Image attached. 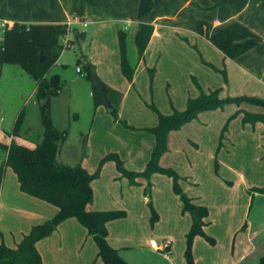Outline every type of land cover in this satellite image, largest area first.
<instances>
[{
    "label": "crops",
    "instance_id": "obj_1",
    "mask_svg": "<svg viewBox=\"0 0 264 264\" xmlns=\"http://www.w3.org/2000/svg\"><path fill=\"white\" fill-rule=\"evenodd\" d=\"M154 1L150 13L139 17L140 0H98L99 8L88 5L85 0H81V4L78 0H0V21L61 22L70 25L72 16L88 14L85 18L86 25L90 23L94 25L95 35L105 33V38L107 35L117 36L119 28L128 32V38L130 36L133 42L134 53L133 58H130L137 61V72L155 63L157 70L154 68L156 73L153 74L157 79L163 71V65L170 66L173 83L170 93L173 97L176 93V58L184 59L187 55L196 52L192 47L199 51L203 61L209 65L213 62H223L227 69L230 70L231 67L235 79L231 80V73L230 75L228 73L229 78L226 82L229 86L232 87V81L235 80L238 88L240 81L249 79L250 82H246L244 88L264 91V0H228L218 5L216 4L219 0ZM100 3L106 9L101 10ZM199 21L207 23L206 27L210 34L238 21L258 35L260 40L245 53L230 58L214 46L205 35L198 32ZM140 22L151 24L153 32L143 56L137 60L134 33ZM97 42L105 48L104 40ZM92 56L102 80L123 93L120 103L121 116L140 127L155 125L157 115L154 112L146 111L147 116L141 117L137 108L127 110L126 97L130 86L126 81H121L118 74L114 77L113 70L109 67L100 68L104 63L96 59L95 54ZM116 70L119 72L118 68ZM250 70L254 71L253 75ZM229 86L224 82L221 83L220 96L244 93L239 90L241 88H233L231 93ZM202 89L208 92L214 89V86L208 89L202 87ZM256 94L264 96L258 91ZM227 106H231L232 110L224 113L222 106L202 110L197 118L182 124L179 129L171 130L168 134L167 150L159 159L162 167H173L180 176L179 184L182 190L191 198L193 204L202 207L203 236L195 234L190 244H188V235L196 217L192 215L193 210L183 208L179 194L173 189L171 176L155 171L149 176H144L145 178L143 175H137L134 177V182H131L127 176L121 174L113 161H109L103 165L100 174L92 179L93 199L88 208L120 207L126 211L125 216L107 221L106 226L108 242L118 249L130 264H193V261L194 264H260V257L264 255V238L261 237L264 226L260 225L264 224V192H260L258 187L264 186V173H262L263 181H260L261 173L255 168L245 172L243 167L230 165L225 159V151L233 154L231 149L234 146L233 133L227 130V126L223 128V132H226L221 134L219 150L214 151L223 122L213 128V117L216 115L220 116L221 120H225L236 109L235 125L246 133L242 135L245 138L243 143H255V140H259L261 136L264 138V120L243 122V116L244 112L264 114V106L248 102ZM97 107L92 122V127L95 125V128L91 127L87 134L81 133L85 168L89 172H95L100 159L106 153L114 151L124 161V166L128 170L144 169L154 146V138L144 133L145 136L141 141H135L133 138H125L124 132V138L116 139L112 133L119 130L121 125L108 114L105 105ZM173 108L175 107H171V113ZM160 109L164 113H170L163 108ZM98 118L100 121L96 124ZM241 119L243 124L237 122ZM103 126L106 132L102 135ZM214 130H216L215 137ZM6 136L4 138L6 144L14 139L29 146L35 145L21 139L17 140L11 134ZM104 141L108 144L105 145ZM202 146L207 147L208 160H212L214 155L219 156L220 165L229 169L232 174L233 180L230 181L229 186L219 181L220 191L213 188L210 176L208 178L211 182L207 180V172L204 174L199 171L197 159L194 157L201 153ZM62 148L63 143L59 153ZM184 152L188 156L191 155L189 164L186 158H182ZM247 155H253V152ZM5 156L6 151L3 149L1 164ZM255 158L258 161V156ZM182 163L186 165L182 167ZM9 168H6V176L0 183V237L6 238L7 245L15 246L32 225L51 218L57 207L21 191L14 171ZM208 173L213 175L210 171ZM150 192L153 197L149 203V198L147 199L146 196H149ZM151 207L157 213V218L153 224L155 228L149 232L147 224L149 214L152 216L153 212ZM233 212L238 213L239 219L235 216L231 217ZM162 224L167 225V229H160L156 234L161 238V240L156 239L157 244L161 247L166 241L170 244L165 249H158L151 246L150 240L154 239L157 226L161 227ZM10 225L13 230L10 229L11 234L7 232L4 238L2 234ZM143 227H146V232H143ZM86 231L87 228L75 217L61 220L51 234L36 242L44 264H103L98 255L96 258L97 251L93 247L92 236L89 233L91 237L86 236ZM207 237L210 239L207 240Z\"/></svg>",
    "mask_w": 264,
    "mask_h": 264
},
{
    "label": "trees",
    "instance_id": "obj_2",
    "mask_svg": "<svg viewBox=\"0 0 264 264\" xmlns=\"http://www.w3.org/2000/svg\"><path fill=\"white\" fill-rule=\"evenodd\" d=\"M227 1L219 0L216 5ZM153 6L154 0H140L139 17L148 15ZM8 24L10 27L4 29L3 37L0 40V65L7 63L21 66L35 79L36 92L41 99H45V102L41 111L43 132L34 146L17 142L14 139L8 144L0 142V146L6 151V156L0 167V183L6 168L10 167L16 175L21 191L55 205L57 211L44 222L32 225L15 246L0 242V264H44L36 247V242L51 234L57 224L68 217H76L87 228L88 233L96 243L97 255L101 258L103 264H130L118 249L108 242L106 227L107 221L125 216L126 211L124 209L88 208L93 199L91 181L98 175L100 167L91 173L81 164L62 163L57 158L67 133L52 124L50 108L46 104L49 96L57 94L60 89L61 81L58 74H50V71L56 64L64 47L71 45V40L66 39L70 32L69 23L13 21ZM206 25L205 21H199L198 32L205 35L214 46L230 58H236L245 53L260 40L258 35L238 21L232 22L212 34L209 33ZM152 32L153 26L151 24L146 22L138 24L134 33L137 60L143 56ZM80 34L82 35V32L77 33V35ZM117 37L120 68L122 73L131 80L137 61L132 60L128 55V32L123 28H119ZM64 39L67 44L64 43ZM42 55L43 59L41 58ZM85 69L87 78L92 83L94 106L104 104V94L106 93L114 107L109 112L117 113L123 93L105 82V90H100L91 77V72L95 69L94 64L86 61ZM150 73L153 75L154 68L150 69ZM222 73L225 81H227L225 71L222 70ZM197 87L199 94L188 97L184 109L173 108L171 114H159L158 124L150 129L156 142L151 157L142 171L128 170L125 168L124 162L115 153H109L101 160L103 162L108 158L114 159L119 170L131 182H134V177L137 175L149 176L155 171L168 173L173 178V189L175 193L179 194L183 202V208L197 209L200 212L199 217L194 219L189 232L188 244L192 242V237L195 234H198V232L203 233L202 207L193 204L191 198L182 190L178 173L173 168L162 167L159 164V159L167 148L169 132L179 129L182 124L195 118L202 110L217 108L227 102L237 104L248 102L264 106V98L258 96L247 94L220 96L219 89L207 92L199 84H197ZM115 118L122 121L118 116ZM19 120L20 115L16 119L15 133H17L16 128ZM257 120H264V114L244 112L243 122H256ZM258 190L264 192V187ZM156 218L157 213L153 209L151 220L154 221ZM260 264H264V255L260 257Z\"/></svg>",
    "mask_w": 264,
    "mask_h": 264
},
{
    "label": "rangeland",
    "instance_id": "obj_3",
    "mask_svg": "<svg viewBox=\"0 0 264 264\" xmlns=\"http://www.w3.org/2000/svg\"><path fill=\"white\" fill-rule=\"evenodd\" d=\"M78 1L81 4V0ZM85 1L87 2L88 5L96 6L99 8L98 0H92V1L85 0ZM71 2L72 1H70V3ZM100 5L102 6L100 7L101 10L106 9V7H104L101 3ZM86 17H88V14L85 15L84 13L79 14L75 17L72 16V22L70 23V32L68 34L69 38L66 36V39L71 40V45L69 47H64L61 56L58 59L59 61L52 67L50 71V74L53 73L58 74V77L60 78L61 81V85L59 92L57 94L49 96L46 106L50 108L52 124H54V126L59 130L65 131L67 133L66 138L63 142L62 151L57 155L59 162H64L71 165L81 164L83 167H86L84 162L85 156L84 154L82 155L83 136L81 133L87 134L90 129L95 128V125L92 127V122L94 116L96 115L95 110H97L98 108L95 107L93 104L92 83L87 78L86 75L87 72L85 69V63L86 61H89L94 64L95 67L94 71L97 72L95 61L92 60L94 59L92 54H95L96 55L95 58L101 60V62L104 63L100 66V68L107 69V67H109L111 70H113L114 77H116V74H118L121 81H126V84L130 86V89L127 92V97H126L127 110L130 111L131 109L137 108L138 111L140 112L141 117L147 116L145 113L146 111H150L151 113L154 112V114L157 115V122L155 125L150 127H140L130 123L128 120L122 117L120 114V106H119L117 113L114 114L110 112L108 113L110 116H112V118L115 121H117L121 125L119 127V130L113 131L112 133V135L116 139H121V137L124 138V132H125L126 135L125 138L127 139L133 138L135 141H141L145 136L144 133H147V135H149L151 138H154V145H155L156 142L155 136L150 129L158 124L159 114H164V115L170 114L172 110L171 109L172 106H174L179 110H182L185 107L187 98L189 96L194 97L198 95L199 89L197 87V84L201 85L204 89L212 88V86H214V89L212 90L220 89L221 83L223 82L224 84L226 85L228 84L229 86V83L225 81L224 75L222 73V70H225V68H226L225 73L227 76V81L229 78L228 73L229 75L231 73L230 75L231 80L235 79L231 67L230 70L227 69L226 65H224L223 62H213V64L210 63L211 65H209L207 62L203 61L204 59L201 58L199 51H197V49L192 47L193 50L196 52H194L191 55H187L184 59L176 58V93H174V97L170 93V87L171 85L173 86L172 68L167 64L163 65V71L160 73V76L157 79L155 78V74L152 75L149 70V68L152 67L157 70V66L154 63L153 65H151V67H146L145 70L143 69L137 72V70L135 69L136 71L132 79L129 80L122 73L120 68L118 37L113 35H111L110 37L109 35H107V37L105 38L104 37L105 33L103 35H101V33L95 35L94 25L92 23L88 24V26L87 25L84 26L81 23V21L86 20L85 19ZM77 31L82 32V35L81 34L77 35L76 34ZM2 37H3V30L0 29V38L2 39ZM130 38L131 37L129 36L128 53L130 57L133 58V54H134L132 50L133 42ZM98 40H100L101 42L104 40L105 48L102 47L100 44H98L97 42ZM77 67H80L82 69V73L77 71ZM114 67H116V69L118 68L119 72L116 69H114ZM154 73H156V71H154ZM251 73L253 75L254 71ZM97 74L99 75L98 72ZM100 78L103 79L101 76ZM251 80L255 81L254 78H251ZM219 82L221 83L219 84ZM246 82H250V80L248 79L247 81L239 82L238 88H241L239 90L244 91V93H246L247 95L256 96L257 91L262 95H264L263 90L261 91L259 89H251L248 87L244 88ZM228 88L232 93L233 88H237L236 81L235 80L232 81V87L230 85ZM221 96H226V95H221ZM257 96L264 98V96L261 95H257ZM44 100L45 99H41V97L36 92L35 79L31 75H29L21 66L7 64V63L1 64L0 65V142L5 143L4 138L9 133L12 135L13 138L17 140L18 139L24 140L28 144H34L37 140H39L43 132L41 111H42V106L44 105L45 102ZM226 104L230 105L237 103L227 102L223 104L222 109L225 110L224 113L232 110V107L227 106ZM101 105L103 106L104 104ZM160 108H163V110H166L167 112L170 113H164ZM235 111L236 109L225 120H221L220 116L217 117L216 115H214L213 128L216 127V125L223 122V125L221 127L222 128L221 133L220 135L219 134L217 135L218 142L216 143L214 151L219 150L220 137L223 132V128L227 126V130L233 133L232 139L234 146L233 149H231V152L233 154H228L225 151L224 153L225 159L230 163V165L243 167L245 172L246 171L248 172L250 169L255 168V170L261 173V175L259 176L260 181H263L262 173H264V138H261L262 137L261 136L259 140L257 139L255 140V143L246 142L244 144L243 141L245 140V138L242 137V135H246V133H244L243 129L240 130L239 127H236L235 121L237 119L236 118L237 114ZM19 115H20V120L16 128L17 133H15L14 132L15 123ZM116 116L121 118L122 121L117 120L115 118ZM197 117L198 115L195 118ZM99 121L100 119L98 118L95 123L97 124ZM237 122L243 124L242 119ZM230 126L232 128H230ZM105 132L106 129L103 126L101 130V134L103 135ZM225 132L226 131H224L223 134ZM213 133H214L213 136L215 137L216 130H214ZM212 137L210 138L211 141H212ZM104 144L107 145L108 143L104 141ZM192 146H194L193 143ZM206 148L207 147L202 146L201 153L194 158L197 159L196 162H197V166H199V171H202L204 174H206L207 172V180H210L211 182L212 179L211 185L213 186V188H215V190L220 191L221 183L219 181H222L223 183L229 186L231 184L230 181L233 180V177L229 169L222 167L220 165L221 162L219 156L214 155L212 160H208V150ZM260 149H263V151ZM152 150H151V154H152ZM259 151L260 153L258 154ZM250 152H253V155H247ZM2 153H3V148L0 146V162L2 159L1 158ZM109 153L117 154L114 151L108 152L102 158H104ZM256 156H258V161L255 158ZM102 158L100 159L96 168L98 169L100 167L98 175L100 174L103 165L109 161H113L116 165V168L119 170L117 163L114 159L108 158L103 160L102 162L101 161ZM182 158H186L188 163V161L191 160V155L188 156L187 153L184 152ZM185 165H186L185 163H182V167H184ZM209 171L212 172L213 175H209L208 173ZM161 173L170 177L168 173L165 172H161ZM5 176L6 174L4 173L2 179H4ZM208 176H210L211 179L208 178ZM263 187L264 186H259L258 188L260 189ZM152 197L153 195L151 192L149 193V196H146L147 199L149 198L148 199L149 202L152 199ZM151 203L153 204V201ZM254 203H253V208H254ZM115 209H120V207H116ZM235 214L233 212L231 214V217L233 218L235 216V218H237L238 213ZM150 216L151 214H149V223L147 224V228L149 232L153 231V229L155 228L153 227V224L156 222V220L154 221L151 220ZM244 224L245 221L243 223V226ZM260 225L264 226V224L262 223ZM166 226L167 225H163V224L161 227L157 226L156 231L154 232V240L156 239L161 240V238H159L158 235L156 234L159 232L160 229L163 230L167 229ZM11 228L12 225H10L4 230L5 233L2 234L4 235V238L7 235V232L11 234L9 231ZM143 232H146V227H143ZM197 235L203 236V234L200 232H198ZM86 236L91 237L87 231H86ZM261 237L264 238V231L262 232ZM206 239L209 240L210 238L207 237ZM1 240H3L4 243L6 244L5 242L6 238L2 239V237H0V241ZM91 241L93 243V247L95 251H97V247L93 237H91ZM97 257L98 256L96 252V258ZM99 259L101 258L99 257Z\"/></svg>",
    "mask_w": 264,
    "mask_h": 264
},
{
    "label": "water",
    "instance_id": "obj_4",
    "mask_svg": "<svg viewBox=\"0 0 264 264\" xmlns=\"http://www.w3.org/2000/svg\"><path fill=\"white\" fill-rule=\"evenodd\" d=\"M41 58L43 59V55L41 56ZM91 77L92 80L94 82V84L100 89V90H105L106 85L104 83V81L99 77V75L96 73V71H92L91 72ZM104 105L106 106L108 111H112L114 109L110 99L108 98L107 94H104ZM193 217H198L199 216V212L197 210H194L192 212Z\"/></svg>",
    "mask_w": 264,
    "mask_h": 264
},
{
    "label": "built area",
    "instance_id": "obj_5",
    "mask_svg": "<svg viewBox=\"0 0 264 264\" xmlns=\"http://www.w3.org/2000/svg\"><path fill=\"white\" fill-rule=\"evenodd\" d=\"M81 23H82L84 26L87 24L86 21H81ZM6 27H10V25H9L8 23L4 22V21H0V29H2V30L4 31V29H5ZM0 40H1V38H0ZM64 43L67 44V41H66L65 39H64ZM77 71H78V72H81V68H80V67H77ZM150 244H151V246L156 247V248H158V249H161V248H164V249H165L167 246H169L170 242H169V241H166V242L164 243V246L161 247L160 245L157 244V241H156V240L151 239V240H150Z\"/></svg>",
    "mask_w": 264,
    "mask_h": 264
}]
</instances>
